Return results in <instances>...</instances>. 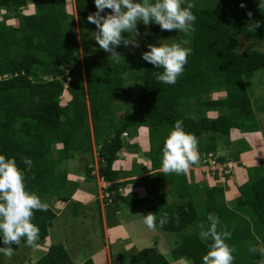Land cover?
I'll list each match as a JSON object with an SVG mask.
<instances>
[{
	"label": "trees",
	"instance_id": "trees-1",
	"mask_svg": "<svg viewBox=\"0 0 264 264\" xmlns=\"http://www.w3.org/2000/svg\"><path fill=\"white\" fill-rule=\"evenodd\" d=\"M32 3L34 13L26 15L22 10L28 0H0V10L6 11L0 21V154L15 159L24 174L26 190L39 197L63 193L67 189V172L56 173L58 164L52 149L62 145L63 161L74 153L90 154L95 145L99 149L98 174L109 184L106 192L112 202L138 208L141 200L133 202L121 194L120 188L141 179L119 182L120 173L113 169L120 152L133 149L150 161L152 169L147 173L146 166L136 162L132 171H124L125 176L145 174L141 182L147 196L142 201L147 207L142 209V215L156 214L157 229L180 235V242L171 252L175 261L186 257L194 264H203L202 257L211 241L185 231L197 222L207 224V216L215 214L221 227L232 233L226 243L235 249L233 264H256L260 253H252L250 248H264V164L255 165L256 173L253 167L247 169V180L244 182V177L238 184L235 179L229 180L231 176L222 181L218 174H210L206 179L193 169L187 174L165 175L161 162L164 142L175 122L181 120L184 131L198 139V160L213 154L221 164L234 163L239 178L247 168L234 158L230 135L234 130H260V109L252 102L246 77L264 72V51L241 52L240 37L264 43V0H185L182 7L194 4V31L187 35L162 31L153 23L147 27L149 32L140 53H126L123 45L116 49L124 58L119 63L109 53H85L80 60L77 30H96L87 20L96 11L94 0H75L76 17L68 13L72 5L67 0ZM248 12L252 13L251 20ZM10 18L16 19L18 25H9ZM255 21H260L261 27L249 31L248 24ZM169 36L174 43L189 40L184 46L192 50L174 85L158 82L156 76L163 70L142 59L149 44H165ZM66 92L72 99L64 106L61 101ZM218 92L225 97L204 98ZM127 98L133 100L134 107L120 115L124 109L120 101ZM212 109L232 110L235 114L211 115L208 111ZM142 130L147 141L131 143ZM219 143L230 148L229 154L217 156ZM261 155L262 144H250L247 157ZM25 157L31 159V167L23 162ZM172 195L175 200L169 201ZM70 198L61 200L68 202ZM229 200L234 203L232 208L226 204ZM200 208L206 212L202 217L198 214ZM165 213L168 223L161 228L158 221ZM55 219L56 213L50 207L46 212L34 211L32 223L40 230L39 244L48 238ZM20 244H26V240ZM133 253L130 264H172L157 249V243ZM35 264L76 263L65 246L57 244ZM83 264L95 263L90 259Z\"/></svg>",
	"mask_w": 264,
	"mask_h": 264
},
{
	"label": "clouds",
	"instance_id": "clouds-1",
	"mask_svg": "<svg viewBox=\"0 0 264 264\" xmlns=\"http://www.w3.org/2000/svg\"><path fill=\"white\" fill-rule=\"evenodd\" d=\"M184 3L185 0H144L143 3L137 0H94L96 11L87 17L88 22L96 27L92 39L101 50L110 54L111 59L119 63L123 58L116 50L119 46L132 49L140 47L138 22H142L146 28L154 23L159 25L162 31L175 30L186 35L194 31L196 16L191 11L194 4L187 3L182 7ZM240 7L244 8L245 4L241 3ZM106 9L110 12L105 13ZM247 15L251 20L252 13L248 12ZM247 27L249 31H255L261 27V22H250ZM125 33L128 34L127 37L123 35ZM189 43V40L185 39L171 45L147 46L149 50L142 53V59L163 70L156 76L158 82L167 85L177 83L192 51L190 47L184 46ZM127 75L124 73L125 77ZM198 159V139L195 135L185 132L183 121L177 120L164 142L162 172L165 175L187 174ZM23 162L29 167L32 166L29 158H23ZM229 164H232V172L227 176H231L235 171V165ZM220 179L223 181L224 177ZM48 210L47 202H42L39 196L26 190L24 174L17 167L15 159L0 154V239L4 245L0 247V254L11 258L15 251L12 245L19 246L22 239L26 240L25 246L33 251L39 250L40 230L32 223V219L34 211ZM143 223L149 230L155 231L157 215L148 213L144 216ZM158 223L161 228L168 223L167 213L159 218ZM199 227L200 238L211 241L207 253L202 257L203 264H233L235 249L226 243L231 239L232 233L221 227L218 216L209 214L207 224L202 223ZM250 252H259L260 259L256 264H264V248L251 247ZM175 264H192V261L180 257Z\"/></svg>",
	"mask_w": 264,
	"mask_h": 264
},
{
	"label": "rangeland",
	"instance_id": "rangeland-1",
	"mask_svg": "<svg viewBox=\"0 0 264 264\" xmlns=\"http://www.w3.org/2000/svg\"><path fill=\"white\" fill-rule=\"evenodd\" d=\"M75 0H67L68 4L72 5L71 9H67L69 14L74 15L76 17V10L74 6ZM138 2V1H137ZM24 14L30 15L34 13V4L32 0H28V4L22 10ZM6 15L5 10H0V21L3 19V16ZM12 15V14H11ZM9 25H18V22L14 18H10L7 22ZM137 28L140 32L139 42L140 47L132 49L130 47H126V53H140L141 46L144 41V37L147 36L149 30L143 26L142 22H138ZM96 30H77L78 41L80 46V60L82 61V57L85 53L94 54V55H106L99 48V45L92 39V33ZM240 45L241 52H247L250 49H257L259 51H264V43H255L253 40L247 39L246 37H240ZM173 37H166L165 44H173ZM246 82L249 86V93L252 96V102L260 112H257L258 121L260 124V130L257 132H245L241 130H234V132L230 135V139L232 140L231 148L236 153L234 158L236 160H241L247 168L242 170L241 174L245 177L244 182L247 180L248 170L250 167L253 170V173H256L257 170L254 169L257 163L264 164V155L257 156L256 158L247 157V153L250 152V144L254 147H257L258 144H262L264 151V72L257 71L246 77ZM135 85H139L135 83ZM134 93L135 88L133 89ZM225 97L223 93H209L204 96L205 99L217 100ZM72 96L67 92L63 95L61 104L66 105ZM128 99V98H127ZM125 99V101H120L124 106V109L119 112V114H123L126 112V109H133L134 104L132 99ZM211 115L216 114H228L232 116L235 114V111L232 110H224V112L220 109H212L208 111ZM118 114V115H119ZM236 117V116H234ZM234 119V118H233ZM236 120V119H234ZM137 141V140H134ZM220 144L219 153L217 156H225L229 154L230 148L222 147ZM63 147L61 144H56L52 149V156L56 158L57 161V174L63 173L62 171L68 172L72 169L73 172H76L79 176L77 179L82 181L79 183L75 178H69L71 181L67 184V189L60 194L53 195L52 193L42 194L39 198L42 202H47L49 207L56 213V219L52 222V227L49 229V236L45 242H43L39 250L33 251L32 248L25 246L26 244H20L19 246H12L14 254L11 258L0 254V264H35L39 259H41L53 245L63 244L65 248L69 251L71 257L76 262V264H83L87 260H93L95 264H110L107 254H106V244L103 242L102 238V228L103 223L111 229V235L115 234L117 223L116 221H112L111 219L115 217L114 214H110V211H115V209H111V206L106 205V201L110 200L109 194L106 193V189L109 187V184L105 182L98 174V168L96 163L99 162L100 159L98 157L99 149L95 145H93L92 153H74L71 159L61 161V152ZM261 152V151H260ZM246 155V159L243 157ZM121 160H124L122 158ZM142 164L146 166L147 173L152 169L151 165L148 164L146 158L142 155ZM244 159V160H243ZM72 168H69V164ZM98 164V165H99ZM89 165H91L89 167ZM233 165H235L233 163ZM95 166V167H94ZM100 166V165H99ZM218 167V166H216ZM89 168H92L89 169ZM250 168V169H251ZM191 171H196L199 173H203L204 177L207 179V176L210 175L212 170L216 168L213 167H203L202 161L198 160L195 166H191ZM88 170L90 173V179L88 177ZM210 171L209 175L208 172ZM124 172V171H123ZM97 174L100 182L98 183V178L94 175ZM83 177H82V176ZM92 175V176H91ZM238 172L234 171L229 180L238 179ZM95 177V178H94ZM127 179V178H126ZM124 180V178H123ZM224 179L223 181H225ZM105 183H104V182ZM227 182V181H226ZM225 183V182H224ZM230 183V182H229ZM223 187L225 184H222ZM74 192H83L85 194V198L87 199V204H83V202H79L77 200H71L69 202L61 200L63 198H69L70 193ZM101 193V202L98 200V196L100 197ZM108 194V195H107ZM173 196V195H172ZM169 196L168 200H175L174 196ZM227 206L232 208L234 206L233 201L229 200ZM122 214V218L126 217L128 222L136 223V230L132 231V239L133 242L137 240L136 243L137 248H134L131 243L128 241L130 238L123 234L119 236L118 239L113 240L112 236L109 244V252L112 253V264H130L133 257V252L139 249H145L154 247L157 243V249L165 255L172 264H175V260L172 258V250L176 247L177 243L180 242V235L163 232L156 228L155 231L149 230L148 228L142 227V219L140 217V213L137 211V208L132 209L128 208L122 204H119ZM205 211L198 210L199 217L205 215ZM119 218V217H118ZM129 218V219H128ZM105 219V222H103ZM116 219V218H115ZM117 220V219H116ZM200 223L197 222L193 227H190L189 230L185 231V234H194L197 233L200 236ZM4 247V246H2ZM135 249V250H134ZM134 250V251H133ZM192 264H194L192 262Z\"/></svg>",
	"mask_w": 264,
	"mask_h": 264
},
{
	"label": "crops",
	"instance_id": "crops-1",
	"mask_svg": "<svg viewBox=\"0 0 264 264\" xmlns=\"http://www.w3.org/2000/svg\"><path fill=\"white\" fill-rule=\"evenodd\" d=\"M74 6H75V3H74ZM134 140H137V141H134ZM146 141H147V136L145 134V131L142 130L141 131V134L138 136V138L133 139L131 141V143H144ZM135 151L136 150H133V149L132 150L130 149L129 151L128 150H122L120 152V154L118 155V160L115 162L114 167H113V169L115 171H119V173H120V178L118 179L119 182H126L128 180H133V179H136V178L141 179V180L138 181V183L130 182V181L129 182H126V185L125 186H122L120 188V190H121L120 192H121V194L123 196H125V197L126 196H129L130 197V200H133V202H136L138 200L139 201L141 200V202L138 204V208H137V207L130 206V205L127 206L126 204L120 203V202L118 204L117 203H113L111 199L106 201V205L111 206V209H115V211H111V210H109V211H110V214L111 215L112 214L115 215V217L112 218L111 220L112 221H116V223H117V227H116L117 229H116L114 235H111V229H109L108 226H106L105 223L102 224L103 225V228H102V234H103L102 235V238H103V242L106 244V246H105L106 247V254H107V257H108V260H109L110 264H112V253L109 252L108 247H109V244H110L111 236L113 237L112 239L115 240V239H118L119 236H121L123 234L127 235L130 238V240H128V241L131 243V245L134 248H137L136 243H138L137 240H135V242H133V240L135 238L132 239V235H133L132 234V231H135L136 230V227H137L136 226V223L135 222H132V221L129 223L126 217H123L122 218V214L119 213L121 211V209L119 207V204H122V205H124V206H126L128 208H132V209L137 208V211L140 213V217L143 218L142 219V227L145 228V229L147 228V226L143 223L144 217L142 215V209L147 207L146 204H144V202L142 201V199H144L147 196V192L144 189V187L142 186V182H141L142 179H143V176H145V174L140 175L141 177L140 176H137L135 174L134 175H131V176H128V175L125 176V172L132 171L135 168L134 166L135 165H138V164H136V162L137 163H142V161H141L142 160V158H141L142 157V154L141 153H136ZM121 156H123L122 158H124V160H121L120 159ZM98 164H99V162L96 163V166L99 169V165ZM148 164L150 165V161H148ZM71 165H73V164L70 163L69 164V168H72ZM90 166L91 165H89V167ZM90 169L92 170V168H90ZM123 171H125V172H123ZM77 176H79V175L76 172H73L72 169H71L68 172V174H67L68 183L71 181L69 178H72V177L75 178L77 181H79L77 179ZM123 178H124V180H123ZM87 179H90V178H87ZM235 180L238 182V184L239 183L241 184L243 182V180H244V176L241 175L240 178L239 177H238V179L235 178ZM97 181H98V183L100 182L99 178H98ZM80 182H82V181H79V183ZM70 197H71L69 199L70 201L73 199V200H77L79 202H83V204H87L88 203L87 202V199L85 198V194L83 192L78 191V192H74L73 193V191H72V193H70ZM99 199L101 201V193H100V197L98 196V200ZM103 222H105V219H103ZM139 250H141V249H139Z\"/></svg>",
	"mask_w": 264,
	"mask_h": 264
},
{
	"label": "built area",
	"instance_id": "built-area-1",
	"mask_svg": "<svg viewBox=\"0 0 264 264\" xmlns=\"http://www.w3.org/2000/svg\"><path fill=\"white\" fill-rule=\"evenodd\" d=\"M202 166L203 167L216 168L215 170H212L211 173L209 171L208 175H209V173L211 175L218 174V176L220 178L225 177V176L231 174V172H232V164H221L220 162H217V159L213 154H209L208 156H206V158L202 161ZM216 166H218V167H216Z\"/></svg>",
	"mask_w": 264,
	"mask_h": 264
}]
</instances>
